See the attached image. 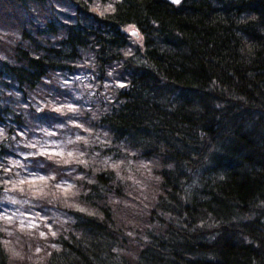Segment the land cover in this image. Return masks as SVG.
I'll use <instances>...</instances> for the list:
<instances>
[{
  "label": "trees",
  "instance_id": "obj_1",
  "mask_svg": "<svg viewBox=\"0 0 264 264\" xmlns=\"http://www.w3.org/2000/svg\"><path fill=\"white\" fill-rule=\"evenodd\" d=\"M3 192L0 264H264V0H0Z\"/></svg>",
  "mask_w": 264,
  "mask_h": 264
},
{
  "label": "rangeland",
  "instance_id": "obj_2",
  "mask_svg": "<svg viewBox=\"0 0 264 264\" xmlns=\"http://www.w3.org/2000/svg\"><path fill=\"white\" fill-rule=\"evenodd\" d=\"M97 12V11H96ZM125 33H127L130 37L133 38V40L140 44L141 43V36L137 33V36H134L132 34L133 31H135V27L133 26H126L124 28ZM81 78V80H79ZM70 79V78H69ZM87 77L86 75L84 77H74L71 78L69 80V82H66V84L69 86L70 89L73 90L72 96H74V98H78L79 96H77V94H74L78 89L80 84H78V82H83V80H86ZM66 79H63L62 85L64 84V81ZM37 142H39L40 144H33L32 141H20V144L23 146V155L24 156H30L31 158H37L38 153H40L41 150H47L48 148H52V150L54 151V153L57 151L58 149V145L55 146L58 143L57 139H54L50 142V140L48 139V141H46L47 143L44 144V141L41 143L40 141H38V138L36 139ZM44 147H43V146ZM55 146V147H54ZM53 151H50V153H53ZM44 154L46 152H43ZM42 153V154H43ZM49 157V156H48ZM47 157V158H48ZM32 164L29 162H23L21 165V169L20 172H23V175L27 176H32V174H34V170L31 168ZM35 178V177H34ZM17 194V193H16ZM18 195V194H17ZM13 195V193H9V192H3V197H2V201H1V208L4 212V216L7 217H12L13 221L19 225H21V222L23 225H26L27 227H32L34 225H38L41 226L42 222H40L39 224V220H36V216H34L33 213L31 212H27L25 209L26 204L29 203V200L27 198H18V196ZM23 205L24 208H23ZM54 219H61L62 215L58 214V213H54ZM10 219V218H8ZM44 223V221H43ZM46 223L49 224L48 219H46ZM45 225V227H48V225Z\"/></svg>",
  "mask_w": 264,
  "mask_h": 264
},
{
  "label": "water",
  "instance_id": "obj_3",
  "mask_svg": "<svg viewBox=\"0 0 264 264\" xmlns=\"http://www.w3.org/2000/svg\"><path fill=\"white\" fill-rule=\"evenodd\" d=\"M167 1H169V2H171V3H173V4H177V3H179L181 0H178V2H177V0H167ZM134 36H137V32L136 31H133V33H132Z\"/></svg>",
  "mask_w": 264,
  "mask_h": 264
},
{
  "label": "snow or ice",
  "instance_id": "obj_4",
  "mask_svg": "<svg viewBox=\"0 0 264 264\" xmlns=\"http://www.w3.org/2000/svg\"><path fill=\"white\" fill-rule=\"evenodd\" d=\"M177 2H178V0H177Z\"/></svg>",
  "mask_w": 264,
  "mask_h": 264
}]
</instances>
